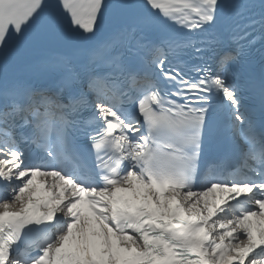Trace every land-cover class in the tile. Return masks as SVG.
I'll list each match as a JSON object with an SVG mask.
<instances>
[{"label": "snow or ice", "instance_id": "1", "mask_svg": "<svg viewBox=\"0 0 264 264\" xmlns=\"http://www.w3.org/2000/svg\"><path fill=\"white\" fill-rule=\"evenodd\" d=\"M0 264H264V0H0Z\"/></svg>", "mask_w": 264, "mask_h": 264}]
</instances>
